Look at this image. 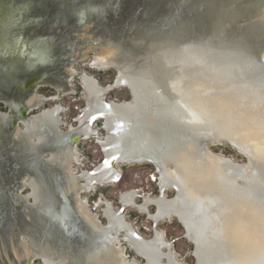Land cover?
Masks as SVG:
<instances>
[{
    "label": "rangeland",
    "instance_id": "1",
    "mask_svg": "<svg viewBox=\"0 0 264 264\" xmlns=\"http://www.w3.org/2000/svg\"><path fill=\"white\" fill-rule=\"evenodd\" d=\"M88 1L0 0V135L4 145L6 138L7 147L12 145L18 155L14 161L12 159L6 163L5 149H0V245L5 247L10 256L0 258V264H25L28 258L31 264H83L80 262L81 246L77 240L69 239V235L75 237L77 234L78 218L73 212L70 198L66 196L65 183L56 171L41 164L42 161L37 166L31 164L33 149L29 144L37 141V135L47 137L50 134L45 121L40 118L42 112L59 111L58 130L64 136L63 145L70 146L77 153L70 167L78 177L83 172L89 175L94 173L99 166H106L108 161L99 140H104L111 131L106 128L102 116L94 118L91 124L94 135L85 140L77 134L81 139L70 143L75 131L81 128L78 119L87 107V99L99 94V90L104 94V102L121 104L120 111L126 119L135 118L149 110L153 114L152 119H156L154 115L163 111L172 120L174 117L180 121L189 120L190 112L171 88L177 78L188 72L186 69L177 71L166 60L156 61V43L153 41L158 33L155 31L159 29L156 26L168 25L169 18L173 21L205 13L203 6L209 0H164L161 5L172 13H165L164 10L160 15L149 14L144 24H139V29L121 25L118 21L125 0ZM211 1H216L220 7L217 13L219 23L216 26L209 23L208 28L203 27L210 34L201 39L200 45L206 49L202 50L207 51L206 57L211 60V65L219 69L224 67V79L241 81L246 91L264 99V0ZM193 4L196 6L193 7ZM47 6L51 7L48 11L66 8L69 17H63L60 23L50 20L52 17L47 15ZM96 6H101L97 12L94 11ZM174 12H177L176 16L169 17ZM46 19L50 23L45 24ZM231 24H235V27L230 29ZM145 40L144 47L147 50L140 45ZM112 45L123 46L124 50L139 56L132 65L124 67L122 74L114 66L94 67L92 62L97 52L86 50L88 47L100 49ZM86 51L84 57L78 58L81 52ZM145 66L146 69L150 68V74H155L156 80L146 77V82L136 83L135 77L142 74L141 69ZM83 76L94 80L97 86L85 87L81 80ZM60 82L64 83L62 92L54 87ZM184 88L192 89V84L188 82ZM32 95L42 97L43 102L27 107L26 101ZM23 107L27 110L26 120L18 116L19 109ZM15 117L17 125L13 127L11 122ZM89 123L90 120L86 121L84 126ZM27 124L34 126V135L30 136L31 130ZM15 131L19 132L17 137H14ZM20 135L26 145H20ZM14 141L17 143L14 144ZM205 149L213 157L225 162L234 174L236 190L255 189L246 154L216 137L207 140ZM204 152L202 149L197 158L191 154L182 155L176 161L169 162L167 168L173 170V165L177 164L203 167ZM48 153L47 150L41 153L42 160L49 158ZM113 167L119 175L116 182L94 184L93 189L80 192L78 197L85 201L99 227L108 224L104 216L106 206L111 205L120 216L121 226H126L128 231L116 230L112 232V238H108L118 249L120 264H149L143 253L148 248V242L155 240L163 243L162 264H168L169 261L196 264L195 244L180 219L175 215L154 219L159 209L171 206L176 194L172 186L161 185L153 163H119ZM35 170L37 175L33 182ZM32 194L40 199L33 198ZM124 194H134L135 204L142 207H123L120 197ZM7 215L12 216L14 221ZM11 222L13 225H9ZM36 236L62 244L69 249L66 253L68 256L57 253L48 258L42 257L40 250L33 244ZM95 237H88L94 246L87 245L94 251L99 247ZM24 241L30 255L26 258L21 248L23 254L20 259L13 261L10 242L20 250ZM75 248L78 251L73 253ZM94 258H97L96 262L87 264H106L102 256Z\"/></svg>",
    "mask_w": 264,
    "mask_h": 264
},
{
    "label": "bare ground",
    "instance_id": "2",
    "mask_svg": "<svg viewBox=\"0 0 264 264\" xmlns=\"http://www.w3.org/2000/svg\"><path fill=\"white\" fill-rule=\"evenodd\" d=\"M203 7L205 13L173 21L169 18L168 25L156 26L159 29L155 31L158 33L153 41L156 43L154 59L166 60L177 71L186 69L188 72L177 78L171 88L180 96L190 117L187 121H180L168 116L162 132L152 126V149L160 158L157 164L160 183L177 191L171 206L159 209L154 219L166 215H175L180 219L195 244L196 264H264V99L246 91L241 81L224 79V67L219 69L211 65V60L206 57L207 51H203L206 49L200 43L210 34L203 27L208 28L209 23L218 25L220 7L211 0ZM149 12L146 10L141 19L137 18L128 26L139 29V24L143 25V21L149 18ZM176 14L171 15L174 17ZM233 27L235 24H231L230 29ZM140 45L144 47L146 40ZM92 49L97 52L96 62H108L112 55L109 48H86L89 51ZM188 82L192 84V89L185 90ZM32 103L31 96L26 105ZM212 137L229 141L248 156L250 177L256 185L254 190L239 191L234 188V174L224 161L213 157L205 149V143ZM3 146L6 163L14 161L18 157L17 151L12 145H8V149L6 138ZM202 149L206 154L203 167L177 164L173 165V170L167 168L169 162L182 155L191 154L197 158ZM114 161L111 159L109 164L114 165ZM5 179L7 181L8 177ZM33 240L44 258L65 249L62 244L60 246L48 238L43 240L36 236ZM162 244L158 240L148 242L146 257L149 264H162ZM26 246L24 241L18 250L10 242L11 259H20L23 254L21 248L28 258L30 254ZM111 251L113 255H118L116 248L111 247ZM3 257L10 258L5 247L0 245V258ZM110 264H120V260L113 256ZM168 264L176 263L169 261Z\"/></svg>",
    "mask_w": 264,
    "mask_h": 264
},
{
    "label": "flooded vegetation",
    "instance_id": "3",
    "mask_svg": "<svg viewBox=\"0 0 264 264\" xmlns=\"http://www.w3.org/2000/svg\"><path fill=\"white\" fill-rule=\"evenodd\" d=\"M112 51V55L110 56L108 62L105 60L101 61H93L92 65L96 68L100 67H109V66H116L119 74H122L125 70V66H130L132 63L135 62L137 57L134 56V53L124 50V47H119L118 45H112L107 47ZM147 50L146 47H144ZM96 52L95 50H93ZM87 52L80 53L81 57H84ZM150 68L146 69V66L143 67L142 74H138L139 77H135L134 80L136 83L139 82H146V77L151 78V80H156L155 74H150ZM149 70V71H146ZM134 75V74H133ZM82 83L84 86H97L96 82L89 77H81ZM54 87L58 92H62L64 90L63 82L54 84ZM98 88V87H97ZM99 90V89H98ZM17 94V92H16ZM103 92L99 90V94L89 99H87V107L83 112V115L78 119L80 122L79 131H75V135L70 143L74 142L76 135L82 136L85 140L90 138L94 135V132L91 130V124L94 121V118L98 116L104 117L105 126L108 130L111 131V134L106 136L104 140H99V144L104 149V154L107 161L106 166H99L96 171L92 174H82V176L78 177L73 174V170L70 167L71 162L76 160L77 153L67 145H63L64 136L60 133L59 129V119H58V110H47L42 112L40 118L45 121L46 128L50 133L47 137H42L37 135V141L33 144H29L32 146V153H31V164L32 166H37L39 161H37V155L42 153V151L47 150L49 152V158L44 160V165L51 169L52 171H56L58 176L62 179L65 183L66 188L65 192L67 196L70 198L72 203L73 212L76 214L78 218V226H77V234L75 237L69 235V239L73 238V240H77L78 244L81 246L80 250V262L83 264L94 263L97 261V258L94 256L99 257L102 256L106 264H110V261L113 256L119 258V255L112 253L111 247L116 248L114 242L112 240H108V238H112V232H116V230H125L128 231L126 226H121L119 215H117L114 210L112 209L111 205L106 206L104 210V216L107 220V223H111V225L105 227H99L97 221L92 213L89 212L85 201H81L78 197V194L83 191H90L93 189L94 184L100 185L101 183H111L116 182L117 177H119L117 170L113 167L115 164L119 163H142L149 161L153 163L157 172L159 173L160 179V171L157 168V164L160 158L156 156L153 152L152 143V131L153 127H157V129L161 131L163 128V123L167 122V116L164 114L163 111L160 112L156 119H152L153 114L146 110L142 114L138 115L135 118H128L126 119L120 111L121 104H114V103H106L103 100ZM8 96V95H7ZM33 103L30 106H37L43 102L42 97H38L37 95H32ZM13 101V100H12ZM18 102V101H17ZM19 105V103H18ZM22 108L18 111V116L21 117ZM17 121L16 117L13 119ZM91 123L84 126L86 121ZM2 122V121H1ZM34 123L32 122V125ZM29 125V124H27ZM28 129L31 130V135H34V126L29 125ZM156 129V128H154ZM73 131V130H72ZM19 133V132H18ZM22 135V134H21ZM20 135V136H21ZM70 135V134H69ZM14 137H17L14 135ZM23 140V141H22ZM69 141V140H68ZM0 136V149H4L3 142ZM21 146L26 145L24 138L21 136L20 139ZM29 143V141L27 140ZM75 143V142H74ZM2 146V147H1ZM30 146V147H31ZM28 147V146H27ZM29 148V147H28ZM31 149V148H29ZM3 155V153H2ZM35 156V157H34ZM27 158V157H26ZM163 158V157H162ZM2 159V156H1ZM113 159L114 165H110V160ZM176 161V160H175ZM173 162V161H172ZM170 162V163H172ZM35 174L32 175L33 182L36 178V170ZM104 173H108V175L104 176ZM83 180V181H82ZM173 188V187H172ZM175 194L176 190L173 188ZM33 198L36 197L40 199L36 194H32ZM135 195L134 194H124L120 197V202L123 207L125 206H134L136 208H140L135 204ZM110 221V222H108ZM124 225V224H123ZM107 231H110L107 233ZM96 237H95V236ZM95 237L96 242H98L99 247L94 251V248H88L87 245L94 246L92 242L89 241L88 237ZM77 238V239H76ZM79 238V239H78ZM82 240L83 242H80ZM55 242V241H53ZM80 242V243H79ZM34 244V240H33ZM36 247L37 245L34 244ZM38 248V247H37ZM117 249V248H116ZM40 250V249H39ZM68 248L62 249L61 254L68 256ZM108 250L111 256L108 255ZM77 248L73 249V253L77 252ZM40 252V251H39ZM38 252V254H39ZM99 252V253H97ZM118 252V249H117ZM147 250L143 253V257L148 261L146 257ZM58 252L53 253L51 255H56ZM70 254V253H69ZM71 255V254H70ZM118 256V257H117ZM103 261V260H102Z\"/></svg>",
    "mask_w": 264,
    "mask_h": 264
},
{
    "label": "water",
    "instance_id": "4",
    "mask_svg": "<svg viewBox=\"0 0 264 264\" xmlns=\"http://www.w3.org/2000/svg\"><path fill=\"white\" fill-rule=\"evenodd\" d=\"M83 2L86 1V0H82ZM90 1V0H89ZM88 1V3H89ZM126 3H124V6L121 8V15H120V18H119V22L121 25H129V24H133L135 23L134 21H136V19L138 18L141 19L143 17V14L145 13L146 10H150L151 13H149L150 15L153 13L154 15H160V14H163L164 13V10H165V13H168L166 11H169V10H166L162 5L161 3L164 2V0H125ZM84 3H87V2H84ZM48 8L46 9L47 11V15H50V20H57V23H60L62 22V20L64 19L63 17L65 16H68V10L66 8H53L51 10L48 11V9H50L51 7L50 6H47ZM101 7V6H100ZM100 7H95L94 8V11H98ZM169 8V7H168ZM171 8V7H170ZM46 11H44V13H46ZM171 12V10L169 11ZM43 13V14H44ZM49 13V14H48ZM85 14H86V11H85ZM1 15V14H0ZM172 15L170 14L169 17H171ZM69 17V16H68ZM49 19H46L45 20V24H48L50 23V20ZM0 25H1V19H0ZM1 30V29H0ZM81 57V55L78 56V58ZM116 67V66H114ZM117 68V67H116ZM80 79V78H78ZM64 84V83H63ZM130 90V89H129ZM131 93V91H130ZM131 97H132V94H131ZM40 115V114H39ZM21 117H22V120H26L27 118V110L23 107L22 108V111H21ZM12 126L15 127L17 125V121L13 120L12 122ZM81 138H75V141L74 142H77L79 141ZM224 140V139H223ZM226 142H228L229 144H231L229 141L227 140H224ZM14 144H16L17 142H13ZM232 145V144H231ZM233 146V145H232ZM43 152V151H42ZM49 154V153H48ZM35 157V156H34ZM37 161L41 162V164L44 165V160H42V157H41V153H39L37 156ZM29 160V159H28ZM47 166V165H46ZM20 186V185H19ZM19 188V187H18ZM7 218H9L11 221H14L13 220V217L12 216H6ZM20 221H22V217L20 216L19 217ZM78 221V220H77ZM24 222V220H23ZM9 225H13L12 222L9 224ZM17 237V236H15ZM17 242H19L18 239H16ZM10 257V256H9ZM25 264H31V259L28 258L26 259L25 261Z\"/></svg>",
    "mask_w": 264,
    "mask_h": 264
},
{
    "label": "clouds",
    "instance_id": "5",
    "mask_svg": "<svg viewBox=\"0 0 264 264\" xmlns=\"http://www.w3.org/2000/svg\"><path fill=\"white\" fill-rule=\"evenodd\" d=\"M81 23H83V19L81 18Z\"/></svg>",
    "mask_w": 264,
    "mask_h": 264
}]
</instances>
